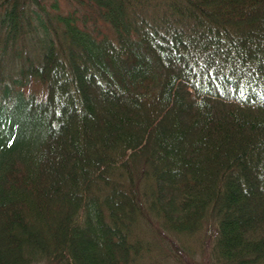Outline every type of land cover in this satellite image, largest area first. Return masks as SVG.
<instances>
[{
  "label": "trees",
  "instance_id": "1",
  "mask_svg": "<svg viewBox=\"0 0 264 264\" xmlns=\"http://www.w3.org/2000/svg\"><path fill=\"white\" fill-rule=\"evenodd\" d=\"M85 3L0 99V264H140L144 223L264 264V0ZM35 4L0 0L3 52Z\"/></svg>",
  "mask_w": 264,
  "mask_h": 264
},
{
  "label": "rangeland",
  "instance_id": "2",
  "mask_svg": "<svg viewBox=\"0 0 264 264\" xmlns=\"http://www.w3.org/2000/svg\"><path fill=\"white\" fill-rule=\"evenodd\" d=\"M38 1L41 8L36 4L33 6L36 15H34V18L29 23L30 29L32 28L35 30H32V32H30V30V33L28 32L22 39H17L13 45L9 43L5 52L2 51L3 47L0 43V99L4 93L8 94L10 98L18 91L24 96L32 92L37 97H40L42 94L41 84L30 78L22 79L21 76H19L16 66L20 57H24L25 55L31 56L39 38H42L45 34H50L51 25L56 23L52 20V17L60 14L67 16L75 9L78 10V16L84 12L89 14V9L86 6L85 0L82 6H79L75 0ZM39 22L42 23L45 28H41ZM88 26L95 28L96 26L101 27V24L100 22H93L92 19H90V21H88ZM0 38L3 40L4 36ZM154 223L155 225L157 224L156 222ZM148 225L144 223L142 227L134 231L136 239L141 245V255L144 256L140 264H186V259L190 260L189 264L209 263L210 250H205L204 244H201L196 238L184 239L183 237L177 239L161 228L156 231L154 228L143 227ZM163 235L173 241L172 244H170L169 240ZM175 259L180 260V263H176L174 261Z\"/></svg>",
  "mask_w": 264,
  "mask_h": 264
}]
</instances>
